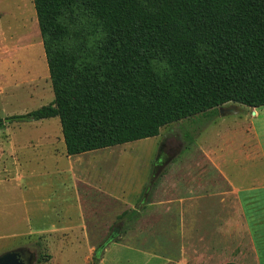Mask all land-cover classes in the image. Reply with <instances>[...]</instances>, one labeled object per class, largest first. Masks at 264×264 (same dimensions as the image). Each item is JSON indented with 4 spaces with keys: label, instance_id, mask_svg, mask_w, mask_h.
<instances>
[{
    "label": "rangeland",
    "instance_id": "obj_1",
    "mask_svg": "<svg viewBox=\"0 0 264 264\" xmlns=\"http://www.w3.org/2000/svg\"><path fill=\"white\" fill-rule=\"evenodd\" d=\"M54 98L34 1L0 0V117L25 114ZM225 106L232 112L207 111L165 125L155 137L72 157L64 150L59 117L1 126L0 254L27 246L37 255L34 264H87L88 256L90 264L117 242L172 259L188 247L215 264L212 256L224 245L242 256L239 264H254L248 233L224 229L237 209L218 166L223 152L233 161L254 109ZM79 197L90 248L76 228ZM134 209L137 215L126 220L124 213ZM68 214L72 234L42 235ZM226 256L227 264L234 262Z\"/></svg>",
    "mask_w": 264,
    "mask_h": 264
},
{
    "label": "trees",
    "instance_id": "obj_2",
    "mask_svg": "<svg viewBox=\"0 0 264 264\" xmlns=\"http://www.w3.org/2000/svg\"><path fill=\"white\" fill-rule=\"evenodd\" d=\"M33 1L55 98L0 127L59 117L77 155L229 103L264 105V0Z\"/></svg>",
    "mask_w": 264,
    "mask_h": 264
},
{
    "label": "crops",
    "instance_id": "obj_3",
    "mask_svg": "<svg viewBox=\"0 0 264 264\" xmlns=\"http://www.w3.org/2000/svg\"><path fill=\"white\" fill-rule=\"evenodd\" d=\"M253 109L254 113L252 114V118H249L246 128H244L243 141L240 144V147L236 149L237 152H234L233 161L226 160L225 157L227 153L223 152L222 156L219 155L218 166L232 185L237 209L236 214L227 219L224 229L229 233L244 229L250 238L253 263L264 264V105ZM64 150H66L65 141ZM86 153L67 155L72 157L80 156ZM60 162H66L68 165L66 160ZM42 166L39 167L42 168ZM35 169L36 166L33 167L32 172ZM71 170L73 169L71 168ZM71 170L69 167L68 171ZM31 173H29L27 177ZM27 177L19 180L21 187L23 183V186H26L25 179ZM68 188L73 189L72 187ZM77 203L79 207V226L76 228L83 232L84 237L87 241H89L88 248H90L91 243L89 239L88 226L87 223H85V219L83 220V217H85L86 214L83 209L81 197H79V201L77 200ZM60 217L62 220L64 219L63 222L59 221L58 225H54L50 229L42 232V235L48 234L51 239L57 234H72L73 232L71 231H74L75 229L72 228L73 226L69 225L72 221L71 215L68 214ZM57 240H64V238ZM64 246L67 248L69 243ZM222 248H226V246L220 245L217 255L212 256V260H215V264H227L226 255H229V258L232 257V260L234 261L233 263L235 264H239L237 260L242 261V256H235V253L231 252V248L227 247V250L221 251L220 249ZM186 249H188V247L185 248V251L182 252L180 257L172 259L154 251L142 250L131 245L113 242L105 251L100 264H206L209 261V257L205 254L194 256L189 254ZM89 257L90 256H88L87 264L90 262Z\"/></svg>",
    "mask_w": 264,
    "mask_h": 264
},
{
    "label": "water",
    "instance_id": "obj_4",
    "mask_svg": "<svg viewBox=\"0 0 264 264\" xmlns=\"http://www.w3.org/2000/svg\"><path fill=\"white\" fill-rule=\"evenodd\" d=\"M220 108L223 114L232 112V109L229 107L222 106ZM105 247L106 245L103 247V250L105 249ZM36 260V253L28 247H19L0 254V264H34Z\"/></svg>",
    "mask_w": 264,
    "mask_h": 264
},
{
    "label": "flooded vegetation",
    "instance_id": "obj_5",
    "mask_svg": "<svg viewBox=\"0 0 264 264\" xmlns=\"http://www.w3.org/2000/svg\"><path fill=\"white\" fill-rule=\"evenodd\" d=\"M159 163V162H158Z\"/></svg>",
    "mask_w": 264,
    "mask_h": 264
}]
</instances>
